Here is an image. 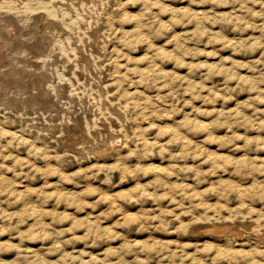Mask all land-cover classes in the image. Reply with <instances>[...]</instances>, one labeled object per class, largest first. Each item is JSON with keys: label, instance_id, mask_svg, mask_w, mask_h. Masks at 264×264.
<instances>
[{"label": "rangeland", "instance_id": "374dc122", "mask_svg": "<svg viewBox=\"0 0 264 264\" xmlns=\"http://www.w3.org/2000/svg\"><path fill=\"white\" fill-rule=\"evenodd\" d=\"M99 1L0 0V264H264V0Z\"/></svg>", "mask_w": 264, "mask_h": 264}, {"label": "bare ground", "instance_id": "6f19581e", "mask_svg": "<svg viewBox=\"0 0 264 264\" xmlns=\"http://www.w3.org/2000/svg\"><path fill=\"white\" fill-rule=\"evenodd\" d=\"M2 1H3V0H2ZM14 1H15V0H14ZM36 1H37V0H36ZM38 1H39V0H38ZM54 1H55V0H54ZM89 1H90V0H89ZM93 1H94V0H93ZM98 1H99V0H98ZM115 1H116V0H115ZM117 1H120V0H117ZM117 1H116V2H117ZM5 2H6V1H5ZM16 2H17V0H16ZM52 2H53V1H52ZM52 2H51V3H52ZM66 2H67V1H66ZM66 2H65V3H66ZM99 2H100V1H99ZM99 2H98V3H99ZM116 2H115V3H116ZM2 3H4V2H2ZM12 3H13V2H12ZM21 3H22V2H21ZM96 3H97V2H96ZM98 3H97V4H98ZM106 3H107V2H106ZM120 3H121V2H120ZM14 4H15V2H14ZM17 4H20V3L18 2ZM24 4H26V3H24ZM82 4L84 5V3H82ZM82 4H81V5H82ZM92 4H93V3H92ZM103 4H104V3H103ZM67 5H68V4H67ZM83 5H82V6H83ZM86 5H87V4H86ZM101 5H102V4H101ZM116 5H117V8L120 6V5L118 6V4H116ZM5 6H7V5L5 4ZM21 6H22V5H21ZM102 6H103V5H102ZM102 6H101V7H102ZM9 7H10V6H9ZM18 7H20V6H18ZM23 7H24V5H23ZM72 7H73V6H72ZM85 7H86V6H85ZM2 8H3V7H2ZM2 8H0V9H2ZM7 8H8V7H7ZM15 8H16V6H15ZM25 8H26V6H25ZM65 8H66V5H65ZM67 8H68V7H67ZM95 8H96V7H95ZM10 9H11V7H10ZM70 9H71V8H70ZM73 9H74V8H73ZM76 9H77V8H76ZM102 9H103V8H102ZM7 10H9V8H8ZM42 10H44V9L42 8ZM74 10H75V9H74ZM88 10H89V13H90L91 10H90V9H88ZM92 10H93V9H92ZM1 11H3V10H1ZM26 11H28V10H26ZM32 11H33V10H32ZM64 11H67V10H64ZM78 11H79V10H78ZM85 11H86V10H85ZM93 11H94V10H93ZM96 11H97V10H96ZM96 11H95V12H96ZM14 12H16V11H14ZM18 12H19V11H18ZM28 12H29V11H28ZM30 12H31V11H30ZM46 12H47V11H46ZM76 12H77V11H76ZM16 13H17V12H16ZM23 13H24V12H23ZM23 13H22V14H23ZM25 13H26V12H25ZM48 13H49V12H48ZM65 13H66V12H65ZM81 13H82V11H81ZM85 13H86V12H85ZM92 13H93V12H92ZM100 13H101V12H100ZM100 13H99V14H100ZM102 13H103V12H102ZM105 13H106V12H105ZM18 14H19V13H18ZM18 14H17V16H18ZM55 14H56V12H55ZM61 14H63V13H61ZM68 14H69V13H68ZM70 14H71V13H70ZM73 14H74V13H73ZM77 14H78V13H77ZM82 14H84V12H83ZM82 14H81V15H82ZM99 14H98V15H99ZM46 15H47V14H46ZM71 15H72V14H71ZM79 15H80V14H79ZM101 15H102V14H101ZM101 15H99V16H101ZM19 16H20V14H19ZM43 16H44V15H43ZM49 16H50V15H48V17H49ZM82 16H84V15H82ZM85 16H86V15H85ZM85 16H84V18H85ZM93 16H94V15H93ZM48 17H47V18H48ZM50 17H52V16H50ZM57 17H58V16H57ZM94 17H95V16H94ZM66 18H67V16H66ZM91 18H93V17H90V19H91ZM60 19H61V18H60ZM98 19H101V18L98 17ZM44 20H45V19H44ZM92 20H93V19H92ZM93 21H94V20H93ZM97 21H98V20H97ZM50 22H51V21H50ZM50 22H49V24H50ZM98 22H99V21H98ZM0 23H1V22H0ZM47 23H48V22H47ZM53 23H55V22H53ZM59 23H60V22H59ZM87 23H88V22H87ZM87 23H86V24H87ZM94 23H95V22H94ZM55 24H57V22H56ZM55 24H54V25H55ZM60 24H61V23H60ZM89 24H90V22H89ZM3 25H5V24H3ZM93 25H94V24H93ZM5 26H6V25H5ZM44 26H45V25H44ZM52 26H53V25H52ZM52 26H51V27H52ZM58 26H59V25H58ZM90 26H91V24H90ZM93 27H94V26H93ZM93 27H92V28H93ZM96 27H97V26H96ZM48 28H50V27H48ZM90 29H91V28H90ZM96 29H97V28H96ZM45 31H46V30H45ZM54 31H55V30H54ZM46 32H48V31H46ZM35 33H36V32H35ZM58 33H59V32H58ZM36 35H37V34H36ZM46 35H47V34H46ZM21 36H22V35H21ZM21 36H20V37H21ZM40 36H41V35H40ZM47 37H48V36H47ZM30 38H31V37H30ZM22 39H23V38H22ZM57 39H59V38H57ZM27 40H29V39H27ZM63 40H65V39H62V42H63ZM30 41H31V40H30ZM37 41H38V40H37ZM60 41H61V40H60ZM65 41H66V40H65ZM7 42H8V41H7ZM85 42H87V41H85ZM26 43H27V42H26ZM46 43H48V42H45V44H46ZM54 43H55V42H54ZM10 44H11V43H10ZM10 44H9V45H10ZM33 44H34V43H33ZM5 45H6V44H5ZM52 45H53V43H52ZM55 45H56V43H55ZM55 45H54V46H55ZM57 45L59 46V44H57ZM67 45H68V44H67ZM64 46H65V45H64ZM3 48H4V47H3ZM49 48H50V46H49ZM54 48H58V47H53V49H54ZM21 49H22V48H21ZM53 49H52V50H53ZM35 50H36V49H35ZM39 50H40V49H39ZM43 50H45V49H43ZM57 50H58V49H57ZM24 51H25V50H24ZM55 51H56V50H55ZM19 52H20V51H18L17 56H19ZM49 52H50V51H49ZM5 54H6V53H5ZM12 54H13V53H12ZM32 54H35V53H31L30 55H32ZM30 55L28 54V56H30ZM50 55H51V54H50ZM23 56H24V54H23ZM30 58H31V57H30ZM40 59H41V58H40ZM13 60H15V59H13ZM28 60H29V59H28ZM31 60H32V59H31ZM44 60H45V57H44ZM47 60H48V59H47ZM45 61H46V60H45ZM13 62H14V61H13ZM26 62H27V61H26ZM37 62H38V60H37ZM40 62H41V61H40ZM42 62H43V61H42ZM19 63H20V62H19ZM11 64L13 65V63H11ZM43 64L45 65V63H43ZM24 66H25V65H24ZM46 66H47V65H46ZM46 66H45V68H46ZM2 67H3V66H2ZM11 67H12V66H11ZM50 67H51V66H50ZM9 68H10V67H9ZM15 68H16V67H13V70H12V71H14ZM21 68H22V67H21ZM21 68H20L19 70H21ZM41 68H43V67H41ZM41 68H40V70H41ZM0 69H1V68H0ZM16 69H17V68H16ZM38 69H39V68H38ZM4 70H5V69H4ZM34 70H35V69H34ZM34 70H33V71H34ZM47 70H48V68H47ZM17 71H18V70H17ZM29 71H30V68H29ZM42 71H43V70H42ZM42 71H41V72H42ZM22 72H25V70L22 71ZM6 73H7V70H6ZM26 73H27V72H25V75H26ZM31 73H32V72H31ZM35 73H36V72H35ZM7 74H8V73H7ZM9 74H10V73H9ZM37 74L39 75V73H37ZM45 74H46V73H45ZM1 75H3V74H1ZM10 75L13 76L12 74H10ZM15 75H16V74H15ZM18 75H19V74H18ZM25 75H24V76H25ZM30 75H31V74H30ZM32 75H33V74H32ZM4 76H5V74H4ZM4 76H3V77H4ZM20 76H21V75H20ZM35 76H36V75H35ZM39 76H40V75H39ZM3 77H2V78H3ZM13 77H15V76H13ZM27 77H28V75H27ZM30 77H31V76H30ZM32 77H33V76H32ZM41 77H43V76L41 75ZM0 78H1V76H0ZM4 78H6V81H7L9 77L6 76V77H4ZM16 78H17V77H16ZM36 78H37V77H36ZM43 78H44V77H43ZM14 79H15V78H14ZM20 79H21V77H20ZM22 79H23V78H22ZM24 80H25V79H24ZM24 80H22V81H24ZM29 80H30V78H29ZM32 80H33V79H32ZM39 80H41V79H39ZM39 80H38V81H39ZM42 80H43V79H42ZM9 81H11V80H9ZM12 81L16 83V81H14V80H12ZM20 81H21V80H20ZM38 81H37V82H38ZM0 82H1V81H0ZM18 82H19V81H18ZM5 83H7V82H5ZM20 83H21V82H19V84H20ZM23 83H25V81L22 82L21 84H23ZM33 83H34V82H33ZM0 84H1V83H0ZM7 84H9V83H7ZM10 84H11V83H10ZM13 84H14V83H13ZM16 84H17V83H16ZM16 84H15V85H16ZM37 84H38V83H37ZM3 85H4V84H3ZM15 85H14V86H15ZM0 86H1V85H0ZM35 92H36V91H35ZM29 93H31V92H29ZM35 94H36V93H35ZM16 95H17V94H16ZM21 95H22V94H21ZM21 95H20V96H21ZM25 95H26V94H25ZM14 96H15V94H14ZM18 96H19V95H18ZM22 96H23V95H22ZM34 96H35V95H34ZM3 98H4V97H3ZM30 98H31V97H30ZM6 99H7V98H6ZM2 100H3V99H2ZM9 100L11 101V99H9ZM28 100L31 101V99H28ZM34 100H35V99H34ZM3 101H5V100H3ZM3 101H2V102H3ZM6 101H7V100H6ZM30 101H29V102H30ZM31 102H34V101H31ZM5 103H6V102H5ZM5 103H4V104H5ZM8 104H9V103H8ZM8 104H7V105H8ZM22 104H23V103H22ZM27 104H28V102H27ZM30 104H31V103H30ZM38 104H40V103H38ZM28 105H29V104H28ZM34 105H35V104H34ZM3 106H4V105H3ZM8 106H9V105H8ZM40 106H41V105H40ZM42 106H43V104H42ZM42 106H41V108H42ZM45 106H46V105H45ZM11 107H12V106H11ZM38 107H39V106H38ZM44 108H45V107H44ZM23 110H24V109H23ZM32 110H33V109H32ZM35 110H36V109H35ZM10 111H11V110H10ZM110 136H111V135H108V137H110ZM113 136H114V135H113ZM119 137H121V136L119 135ZM107 140H109V142L107 141V142H108V143H107V144H108V147L106 146L107 148H105V149L102 148V149H103V150H102V153H105L106 150H110V149H112V148H115V146L117 145V143H118V141H119L116 137H110V139H107ZM125 145H126V142H125ZM129 145H130V144H129ZM116 147H117V146H116ZM94 150H95V149H94ZM99 150H100V149H99ZM99 152H100V151H99ZM96 153L99 154L98 151H97ZM221 229H222V228H221ZM221 229H220V230H221ZM226 229H227V228H226ZM226 229H225V230H226ZM225 230H224V231H225ZM213 231L215 232L216 230H213ZM204 232H210V230H208V231H207V230H206V231L204 230ZM211 232H212V231H211ZM218 232H219V231H218ZM221 232H222V233H221ZM227 232H230V231L227 230ZM215 233H216V232H215ZM220 233L223 234V231H220ZM224 233H225V232H224ZM230 233L235 234V232H232V231H231ZM216 234H217V233H216ZM218 234H219V233H218ZM236 235H237V234H236Z\"/></svg>", "mask_w": 264, "mask_h": 264}]
</instances>
